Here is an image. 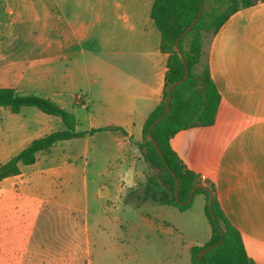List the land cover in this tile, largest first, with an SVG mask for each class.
Instances as JSON below:
<instances>
[{
	"label": "crops",
	"instance_id": "1",
	"mask_svg": "<svg viewBox=\"0 0 264 264\" xmlns=\"http://www.w3.org/2000/svg\"><path fill=\"white\" fill-rule=\"evenodd\" d=\"M152 3L0 0V87L49 98L73 113L78 131H124L58 141L0 180V242L24 230L16 264H93L88 189L107 218L106 208L122 196L152 203L143 197L147 165L135 144L160 101L167 70ZM211 69L221 83L214 122L179 130L170 146L187 169L217 181V198L234 217L246 254L264 264V2L229 17L214 43ZM76 94L85 101L76 102ZM25 108L12 113L0 106V163L61 127L58 117L35 108L28 118ZM67 191L81 193L65 201ZM197 195L204 209L205 197ZM206 225L205 242H191L189 254L209 239ZM107 238L115 252L124 241Z\"/></svg>",
	"mask_w": 264,
	"mask_h": 264
},
{
	"label": "trees",
	"instance_id": "2",
	"mask_svg": "<svg viewBox=\"0 0 264 264\" xmlns=\"http://www.w3.org/2000/svg\"><path fill=\"white\" fill-rule=\"evenodd\" d=\"M202 1L201 14L189 31L179 39L178 51L175 48V39L195 18L200 0H153L150 15L160 33V50L168 55L167 70L160 101L146 117L142 126V139L135 144L147 167L160 169V175L158 177L148 174L140 186L144 198L183 211L191 204L192 199L187 204L183 203L188 198L191 188L197 184L202 185L194 191L193 197L198 193L205 197L203 210L210 225V237L205 244L190 247L191 264H256L246 254L234 217L217 198L216 193L219 189L217 181L210 178L202 180L187 169L171 148L169 140L179 130L208 126L214 122L221 98V83L211 69V55L217 35L234 12L251 9L264 0ZM205 33L211 36V40L205 60L199 68ZM182 58L186 61L187 76L172 90L168 112L151 131L162 152L161 157L149 139L148 128L162 114L170 85L183 76ZM0 106L8 107L12 113L20 112L23 107H34L43 113L58 117L61 122L60 128L31 140L17 154L0 163V180L18 174L19 164L34 163L37 152L49 150L58 141L81 137L102 129L119 130L124 133L122 129L113 126L78 131L70 110L34 92L20 94L14 88L0 87ZM174 177L177 178L176 195ZM207 188L213 192L211 209L214 221L207 206ZM221 232L222 241L207 250L198 261L199 251L219 241Z\"/></svg>",
	"mask_w": 264,
	"mask_h": 264
},
{
	"label": "rangeland",
	"instance_id": "3",
	"mask_svg": "<svg viewBox=\"0 0 264 264\" xmlns=\"http://www.w3.org/2000/svg\"><path fill=\"white\" fill-rule=\"evenodd\" d=\"M210 40L211 36L205 33L199 68L205 60ZM35 110L33 107H27L22 110V114L30 118V111ZM81 111L85 113V110ZM31 171L32 169L27 167L24 172ZM148 174L159 177L160 169H149L146 166L142 183ZM56 182V189H59L60 183L57 179ZM61 187L65 191L63 184ZM73 192L67 191L64 200L80 196V191ZM94 194V191L88 189L92 212L90 229L94 237L93 264H191L189 244L191 242L201 244L206 240L207 220L203 216L202 199L197 194L192 198L190 206L183 211L153 202L146 204L137 194L130 198L122 196L116 207L106 208V215L109 218L104 216V211L102 213L98 211L100 201L98 202ZM142 213L145 214L144 217ZM110 218H117L119 223L115 224ZM114 235L124 239L116 252L107 238ZM23 238L24 230L20 229L13 236V240L0 242V264H16L20 254L19 244Z\"/></svg>",
	"mask_w": 264,
	"mask_h": 264
},
{
	"label": "water",
	"instance_id": "4",
	"mask_svg": "<svg viewBox=\"0 0 264 264\" xmlns=\"http://www.w3.org/2000/svg\"><path fill=\"white\" fill-rule=\"evenodd\" d=\"M203 9V1L200 0V5H199V10L195 16V18L188 24V26L182 31V33L180 35L177 36V38L175 39V48L179 51V46H178V41L179 39L189 31V29L194 25V23L198 20L200 14H201V11ZM182 61H183V67H184V71H183V76L174 81L170 87L168 88V95H167V99H166V103H165V106H164V110L162 112L161 115H159L152 123L151 125L149 126L148 128V135H149V139L150 141L153 143L154 147L156 148V150L158 151L159 155L162 157V152L160 151L155 139L153 138L152 134H151V131H152V128L165 116V114L168 112L169 110V104H170V99H171V93H172V90L174 89V87H176L179 83H181L187 76V73H188V70H187V65H186V61L184 58H182ZM163 159V158H162ZM174 182H175V195H176V188H177V178L174 177ZM199 187H202V185H194L190 192H189V195H188V198L183 202L184 204H187L191 201L192 197H193V193L194 191L199 188ZM207 191H208V196H207V206H208V209H209V212L211 214V217L214 221V215L212 214V209H211V202H212V196H213V192L210 188H207ZM215 225L217 226L218 224L215 222ZM223 239V233L221 232V238L219 239V241H217L215 244H211V245H208L207 247H204L202 248L200 251H199V254H198V257H197V260L199 261L200 258L202 257V255L207 251L209 250L210 248H212L214 245H217L219 244Z\"/></svg>",
	"mask_w": 264,
	"mask_h": 264
},
{
	"label": "built area",
	"instance_id": "5",
	"mask_svg": "<svg viewBox=\"0 0 264 264\" xmlns=\"http://www.w3.org/2000/svg\"><path fill=\"white\" fill-rule=\"evenodd\" d=\"M74 98H75V101L78 103H81V102L83 103L85 101V97L82 94H76Z\"/></svg>",
	"mask_w": 264,
	"mask_h": 264
}]
</instances>
